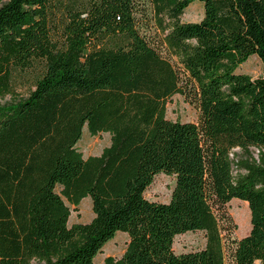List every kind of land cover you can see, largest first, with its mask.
<instances>
[{
  "label": "trees",
  "instance_id": "16d2710c",
  "mask_svg": "<svg viewBox=\"0 0 264 264\" xmlns=\"http://www.w3.org/2000/svg\"><path fill=\"white\" fill-rule=\"evenodd\" d=\"M195 2L202 19L182 22ZM2 55L30 88L0 107V264H96L118 232L101 264H264V74L236 73L264 69V0H0ZM175 95L196 123L166 119ZM84 127L110 135L99 156L78 150ZM159 174L166 204L144 196ZM84 198L94 217L69 226ZM197 231L204 248L176 255Z\"/></svg>",
  "mask_w": 264,
  "mask_h": 264
},
{
  "label": "rangeland",
  "instance_id": "374dc122",
  "mask_svg": "<svg viewBox=\"0 0 264 264\" xmlns=\"http://www.w3.org/2000/svg\"><path fill=\"white\" fill-rule=\"evenodd\" d=\"M203 8L198 2L190 5L181 17L184 23H197L202 19ZM9 50V49H8ZM8 50L6 52H8ZM6 57L0 56V107H7L15 102L17 98H26L28 89L30 88L29 80L24 81L10 70ZM236 73L246 75L251 79H257L264 74V69L256 56H251L243 63ZM198 118V109L194 104H190L179 95L173 96L166 103V119L172 122L180 123H196ZM110 144L109 134H99L91 136L83 128L81 140L77 144V148L86 159L92 156H99L102 150ZM254 151V150H252ZM239 154L238 150H235ZM255 152V151H254ZM256 155V152H255ZM175 185L174 176L164 174L157 175L152 184L147 188L144 196L147 200L166 204L169 202L173 188ZM59 192V189H57ZM68 205V204H67ZM69 206L71 215L68 225L89 223L94 214L91 209L90 198H84L77 208ZM236 229L232 234L233 239H241L249 234L250 231V212L246 203L239 200H232L226 206ZM128 237L125 233L118 232L113 240L105 244L102 252L96 256L95 263L101 264L106 257L118 259L125 250ZM205 246L204 233L186 232L174 238L172 250L176 255L195 252L203 249Z\"/></svg>",
  "mask_w": 264,
  "mask_h": 264
}]
</instances>
